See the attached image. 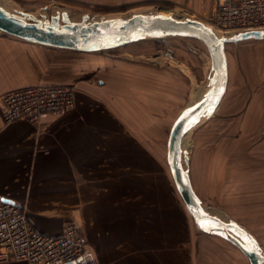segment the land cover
<instances>
[{
    "label": "crops",
    "instance_id": "crops-1",
    "mask_svg": "<svg viewBox=\"0 0 264 264\" xmlns=\"http://www.w3.org/2000/svg\"><path fill=\"white\" fill-rule=\"evenodd\" d=\"M166 1L194 14L213 8V0ZM7 2L28 9L101 0ZM38 50L45 51L44 64H38ZM73 51L79 55L68 59ZM84 53L0 34V100L13 88L43 83L73 87L76 101L73 109L38 123H5L0 112V197L20 205L42 233L77 223L87 251L75 264H250L237 246L198 229L166 174L145 173L144 165L154 166L153 160L144 161V151L154 149L146 138L164 135L173 112L188 103L179 73L112 55L85 62ZM174 83L179 84L174 88ZM255 95L258 109L260 94ZM254 119L248 117L242 128L248 131ZM157 163L156 171H164L163 162ZM204 167L205 182H215L212 163L205 161ZM229 173L223 164L219 182H233ZM191 183L198 195L192 178ZM0 264L31 263L2 259Z\"/></svg>",
    "mask_w": 264,
    "mask_h": 264
},
{
    "label": "rangeland",
    "instance_id": "rangeland-1",
    "mask_svg": "<svg viewBox=\"0 0 264 264\" xmlns=\"http://www.w3.org/2000/svg\"><path fill=\"white\" fill-rule=\"evenodd\" d=\"M0 3L9 10L27 12L30 17L40 20L49 19L59 11L67 12L71 20H81L84 15L95 19L122 18L133 12L152 13L169 9L172 13L182 14L183 18L199 19L212 25V10L194 14L166 0H101L88 4L45 2L28 9L11 5L7 0H0ZM0 34L4 33L0 31ZM225 48L228 85L211 114L200 118L186 130L188 139L183 145L187 148L182 153H188L189 160L184 166L191 173L190 179L192 178L203 206L228 219L239 221L264 249V37L228 42ZM44 52L37 51L36 58L40 61L38 64H44ZM63 52L60 53L61 57L66 56ZM74 52L67 58H76L79 53L74 55ZM84 54L81 55L85 56V62L91 56L112 55L118 60H144V63L168 66L170 70L178 72L184 84L183 92H186V99L189 100L186 106L173 112L175 118L171 125L185 107L195 103L198 92L208 88L211 75L210 57L205 45L199 39L184 34L145 36L113 48L86 51ZM178 84L174 83L173 87ZM255 94H260L258 109H253ZM248 117L255 119L249 122V130L245 131L242 127ZM152 130L154 131L150 128ZM168 130L169 127H166L161 136L156 133L149 135L146 138L148 146L154 149L144 151V161L153 160L155 166L160 160L164 164V171L161 169L157 172L156 166L149 164L144 165V170L147 169L145 173L149 176L166 174L177 190L167 159ZM223 155L225 158L221 161ZM205 161L212 163L213 170L210 169L209 172H214L215 182L206 183L203 178ZM223 164H228L229 172L234 175L233 182L231 178L225 183L219 182V170ZM199 232L198 236H201ZM208 238L224 239L217 234H211ZM225 240L221 242H226Z\"/></svg>",
    "mask_w": 264,
    "mask_h": 264
},
{
    "label": "water",
    "instance_id": "water-1",
    "mask_svg": "<svg viewBox=\"0 0 264 264\" xmlns=\"http://www.w3.org/2000/svg\"><path fill=\"white\" fill-rule=\"evenodd\" d=\"M0 31L30 42L81 51L113 48L151 33L160 36L184 34L202 41L210 57L211 76L208 81L210 88L199 101L185 107L171 125L167 139L168 165L177 191L198 229L205 233L217 234L237 246L250 264H264V249L244 226L232 219L211 214L203 209L202 201L192 187L189 171L184 166L188 163V155L184 153L182 161L180 148L181 138L186 130L200 118L208 116V109L212 112L225 92L227 73L224 44L263 38L262 29L240 31L228 37H218L210 26L199 19L176 18L151 12H133L125 18L95 19L84 15L81 20H71L64 11L51 15L49 19L40 20L30 17L27 12L9 10L0 3ZM220 89L223 91L220 92ZM210 93L213 94L211 97H209ZM189 109L192 111L184 116ZM181 117L184 118L181 119ZM0 201L13 202L5 197H0ZM202 214L213 218L217 226L209 227L208 230L202 228L199 223ZM68 264H75V262Z\"/></svg>",
    "mask_w": 264,
    "mask_h": 264
},
{
    "label": "built area",
    "instance_id": "built-area-1",
    "mask_svg": "<svg viewBox=\"0 0 264 264\" xmlns=\"http://www.w3.org/2000/svg\"><path fill=\"white\" fill-rule=\"evenodd\" d=\"M210 18L214 29L222 34L263 29L264 0H213ZM0 101L5 123H38L49 114L73 109L76 102L73 87L43 83L13 88ZM86 251V240L77 223L68 222L55 234L42 233L20 205L0 201V260L68 264L79 262Z\"/></svg>",
    "mask_w": 264,
    "mask_h": 264
},
{
    "label": "bare ground",
    "instance_id": "bare-ground-1",
    "mask_svg": "<svg viewBox=\"0 0 264 264\" xmlns=\"http://www.w3.org/2000/svg\"><path fill=\"white\" fill-rule=\"evenodd\" d=\"M59 13H60V11H59ZM142 13H144V12H142ZM152 13H155V14H157V13H159V14H163V15H166V16H173V17H176V18H183L182 16V14L181 15H178V13H172L169 9H164V10H160V11H156V12H152ZM127 17V16H126ZM111 18V17H110ZM112 18H116V17H112ZM122 18H125V17H122ZM205 24V23H204ZM206 25H208V26H212V25H210L209 23H206ZM211 29L214 31V33L218 36V37H220V36H225V37H228V36H230V35H232L233 33H231V34H221V33H218L215 29H214V27H211ZM263 31H264V29H262ZM158 33H162V32H158ZM156 34H154V33H151V34H145L143 37H145V36H155ZM158 36H160V35H158ZM228 43V42H227ZM225 45H226V43L224 44V48H225ZM224 54H225V58L227 59V56H226V52H225V49H224ZM227 62V61H226ZM211 76V75H210ZM209 88H210V86H208V88L205 90V91H199L198 92V95H197V97H196V99H195V103L197 102V101H199L202 97H203V95L209 90ZM193 105V104H192ZM187 133H188V131L182 136V138H181V142H180V148H181V150L182 151H185L184 150V148L186 147V146H184L185 144H184V141H186L187 139H188V136H187ZM184 144V145H183ZM187 148V147H186ZM185 148V149H186ZM183 155H184V153H182L181 154V156H182V161H183ZM187 155H189L188 153H187ZM188 160H189V156H188ZM191 180V179H190ZM192 184V183H191ZM193 187V186H192ZM194 189V188H193ZM196 192V191H195ZM203 206V205H202ZM203 209L204 210H207L209 213H211V214H214V215H218V216H223L222 214H220V213H218L217 211H214V210H212V209H209V208H204L203 207Z\"/></svg>",
    "mask_w": 264,
    "mask_h": 264
},
{
    "label": "snow or ice",
    "instance_id": "snow-or-ice-1",
    "mask_svg": "<svg viewBox=\"0 0 264 264\" xmlns=\"http://www.w3.org/2000/svg\"><path fill=\"white\" fill-rule=\"evenodd\" d=\"M220 92H222L223 91V89H220L219 90ZM213 94H209V97H211ZM217 99L219 98V97H216ZM202 104L204 103L203 101L201 102ZM197 107H199V106H197ZM192 111V109H189L188 111H186L185 113H184V116H187L188 115V113L189 112H191ZM208 114L210 115L211 114V109H208ZM184 117H181V119H183ZM193 123L195 122V121H192ZM200 223V226L202 227V228H204L205 230H208V228L209 227H216L217 226V222L213 219V218H209V217H207L205 214H202V219H201V221L199 222Z\"/></svg>",
    "mask_w": 264,
    "mask_h": 264
}]
</instances>
